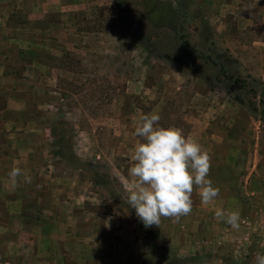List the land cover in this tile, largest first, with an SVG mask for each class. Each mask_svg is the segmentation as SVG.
<instances>
[{
  "label": "rangeland",
  "instance_id": "obj_1",
  "mask_svg": "<svg viewBox=\"0 0 264 264\" xmlns=\"http://www.w3.org/2000/svg\"><path fill=\"white\" fill-rule=\"evenodd\" d=\"M0 70V264H255L264 254V195L245 186L228 210L239 229L200 201L146 228L124 188L135 128L152 112L186 136L207 116L213 168L228 156L217 145L226 133L241 138V176L264 163V0H0ZM26 162L32 184L13 185L8 173Z\"/></svg>",
  "mask_w": 264,
  "mask_h": 264
},
{
  "label": "clouds",
  "instance_id": "obj_2",
  "mask_svg": "<svg viewBox=\"0 0 264 264\" xmlns=\"http://www.w3.org/2000/svg\"><path fill=\"white\" fill-rule=\"evenodd\" d=\"M160 120L156 112L140 117L135 135L142 142L135 146L131 158L134 163L128 170L130 179L124 185L128 204L146 228L160 226L162 218L178 222L189 215L195 189H199L204 204L213 202L220 193L209 178L211 155L207 149L186 136L183 129L161 126ZM8 176L13 185L20 177L31 183L20 167H13ZM215 218L233 229L240 227L238 211L217 208ZM255 264H264V254H256Z\"/></svg>",
  "mask_w": 264,
  "mask_h": 264
},
{
  "label": "crops",
  "instance_id": "obj_3",
  "mask_svg": "<svg viewBox=\"0 0 264 264\" xmlns=\"http://www.w3.org/2000/svg\"><path fill=\"white\" fill-rule=\"evenodd\" d=\"M0 73H1V70H0ZM12 92L7 93L5 95L6 101L9 104L12 103V100L15 96V95L12 96ZM0 116H4V114ZM206 119H207V116H194V119H193L194 122H192L191 131L188 135L198 140L202 145H203V141L204 142L206 141L205 133L207 132L208 129H211V127H213V125L210 122L211 120L209 119L207 122ZM211 139L217 140L215 139V137H212ZM219 141L220 143L218 142L217 145H219V147L222 149L226 148V152L228 156L226 157V160H224L225 156L224 158L222 157L221 160L216 165V167L213 168V166H211L210 169L217 170V169L223 168V169H228L232 173H230L228 177L222 176L220 173L215 174V175L210 173L209 178L213 181L216 187H219L220 193H219V196L212 203H209V204L201 203L200 204L201 205V207L199 206L200 209H203L206 207V211H208V213H211V211H215L217 208H222L225 211L234 209V206L237 204V202H240L242 198L240 195L241 186H245V188H249L252 195H258V196L264 195V163L260 164V160H258L259 161L258 162L256 159V161L254 162V165L250 167L249 174L241 176V171L242 169H244V167H242L243 149L241 147V138L239 137L235 138L234 136L226 133L221 138L219 137ZM218 148H217V151H218ZM209 152L212 153L211 150H209ZM256 152H258V150H256ZM35 166L36 165L33 164V162L31 163L26 162L25 167H24L25 169L24 168L22 169L21 166L19 167L29 177L30 174L34 173L32 171L35 168ZM24 182H25L24 177L23 178L20 177L18 178L17 184L18 186H20ZM29 184H32V183H29ZM193 195L196 200V203L194 202L193 207H197L198 201L201 202V198L199 195V189H195L193 192ZM15 204L17 206V204H19V201L16 200ZM209 205H211L212 207L211 209L210 207H208ZM127 227L130 229V226H128V224L118 227L123 235L122 236L123 239H126L125 233L128 230ZM65 241L68 243H71L72 238L71 237L66 238ZM41 242L42 243L44 242L46 244L52 243V240H50L49 233L45 232L44 235H42ZM138 249L139 248L136 247V250Z\"/></svg>",
  "mask_w": 264,
  "mask_h": 264
}]
</instances>
